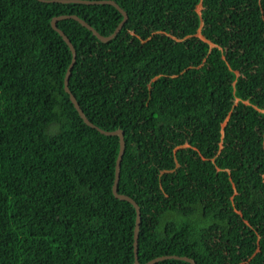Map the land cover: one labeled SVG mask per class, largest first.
<instances>
[{"label": "trees", "instance_id": "obj_1", "mask_svg": "<svg viewBox=\"0 0 264 264\" xmlns=\"http://www.w3.org/2000/svg\"><path fill=\"white\" fill-rule=\"evenodd\" d=\"M46 1L0 0V264H135L120 139L51 25L124 16ZM112 1L108 42L57 26L124 132L140 263L264 264V0Z\"/></svg>", "mask_w": 264, "mask_h": 264}, {"label": "water", "instance_id": "obj_2", "mask_svg": "<svg viewBox=\"0 0 264 264\" xmlns=\"http://www.w3.org/2000/svg\"><path fill=\"white\" fill-rule=\"evenodd\" d=\"M42 2H44V0H40ZM46 2H58V3H82V4H87V5H112L114 7H116L124 16V19L122 20V22L119 24V26L117 27V29L115 30V32L113 34H111L110 36H102L100 33H98V31H96L91 25H89L85 20L79 18L78 16L72 15H64V16H60V17H56L52 20V27L53 29L58 32L63 39L65 40V42L68 44V46L70 47L72 54H73V61L71 66L69 67V70L67 72L66 78H65V90L66 92L70 95V99L73 102V104L75 105V108L78 110L80 116L82 117V119L85 121L86 124H88L90 127L95 128L97 130L100 131V133H102L103 135L106 136H118L120 139V152L118 155V159H117V164H116V172H115V183L113 186V193L115 195V197L117 199L120 200H124L127 201L129 203H131L137 211V219H136V226H135V241H134V248H135V264H141L139 261V229H140V223H141V211H140V207L139 205L130 197L119 194L118 192V184H119V179H120V170H121V162L125 153V139H124V132L122 130H117V131H113V132H107L104 131L100 128H98L97 126H95L93 123H91L88 118L85 116L84 112L82 111V109L80 108L79 103L77 102V99L75 98V96L71 93L70 88H69V81H70V76H71V71H72V67L76 62V56H77V51L74 47V45L72 44L71 40L69 39V37L65 34L64 31H62L60 28H58L57 23L61 20L64 19H74L76 21H78L81 25H83L85 28H87L88 30H90L98 39H100L103 42H108L109 40H112L113 38H115L118 33L122 30L123 26L125 25V23L128 20V15L127 13L120 8V6L112 0H96V1H87V0H51V1H46ZM166 259H177V260H183L186 262H189L190 264H196V262L193 259H190L188 257H179V256H165V257H159L156 258L150 262H148L147 264H155L159 261L162 260H166Z\"/></svg>", "mask_w": 264, "mask_h": 264}, {"label": "rangeland", "instance_id": "obj_3", "mask_svg": "<svg viewBox=\"0 0 264 264\" xmlns=\"http://www.w3.org/2000/svg\"><path fill=\"white\" fill-rule=\"evenodd\" d=\"M198 11H201V5H199V7H198Z\"/></svg>", "mask_w": 264, "mask_h": 264}, {"label": "bare ground", "instance_id": "obj_4", "mask_svg": "<svg viewBox=\"0 0 264 264\" xmlns=\"http://www.w3.org/2000/svg\"><path fill=\"white\" fill-rule=\"evenodd\" d=\"M72 52V51H71Z\"/></svg>", "mask_w": 264, "mask_h": 264}]
</instances>
